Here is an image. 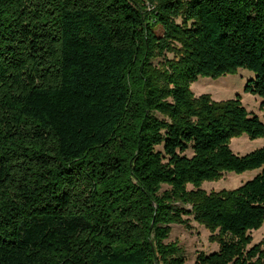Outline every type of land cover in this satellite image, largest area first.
Here are the masks:
<instances>
[{
  "label": "trees",
  "instance_id": "1",
  "mask_svg": "<svg viewBox=\"0 0 264 264\" xmlns=\"http://www.w3.org/2000/svg\"><path fill=\"white\" fill-rule=\"evenodd\" d=\"M239 68L264 109V0H0V264H184L190 215L195 264H263L264 147L229 140L264 123L189 90Z\"/></svg>",
  "mask_w": 264,
  "mask_h": 264
},
{
  "label": "rangeland",
  "instance_id": "2",
  "mask_svg": "<svg viewBox=\"0 0 264 264\" xmlns=\"http://www.w3.org/2000/svg\"><path fill=\"white\" fill-rule=\"evenodd\" d=\"M172 58V54H166ZM157 60L154 61L156 63ZM254 78V74L247 69L239 68L235 73H227L219 77L199 76L192 81L189 86L194 97L208 95L214 102H224L240 96L242 105L248 112L256 114L264 123V109L260 106L261 98L250 92L244 91L247 81ZM229 147L234 154L244 155L260 147H264V135L255 139L250 138L245 133L234 135L229 140ZM259 169H250L242 173L225 171L220 178L212 181H204L201 188L206 192L220 191L223 189H233L254 177ZM191 188V186H188ZM190 210L189 205L184 206ZM190 220V226L184 227L180 224L171 225V233L168 241H177L184 250V264H195L199 253L208 254L219 248L217 240L212 239L218 230H210L193 220V217L185 216ZM252 237L251 245L260 244L264 249V220L261 226L250 231ZM264 264V263H263Z\"/></svg>",
  "mask_w": 264,
  "mask_h": 264
}]
</instances>
